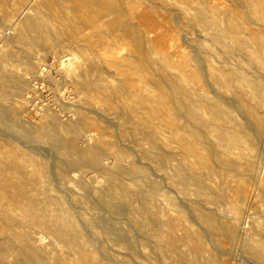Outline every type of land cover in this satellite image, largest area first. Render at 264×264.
I'll return each mask as SVG.
<instances>
[{
	"label": "bare ground",
	"instance_id": "obj_1",
	"mask_svg": "<svg viewBox=\"0 0 264 264\" xmlns=\"http://www.w3.org/2000/svg\"><path fill=\"white\" fill-rule=\"evenodd\" d=\"M169 1L174 2L175 5H172ZM233 1L236 3L235 8L232 6L223 8L218 6L219 4L216 5V3H207L206 0H0V43L2 42V49L6 45L4 28L12 29L14 34L11 40L19 45L25 58L33 59V61L34 59H36L35 61L40 59L41 54L52 55L50 61L53 60L54 55L58 57V66L66 64L72 58L79 59L75 50H69L65 46L66 43L55 40L56 34L63 33L65 20L72 19L74 21L76 19V27L83 25L86 28L97 29L99 33H113L117 42L124 38V40L128 39L126 46L129 52L128 55H113L105 59L109 68L107 70L111 69L113 74L119 76L123 74L124 77L121 78V81L119 80L122 85V92H119L120 94L115 98L105 95V92H108V86L97 85L98 87L93 88V82L89 79L94 71L93 64L84 69L82 64L83 71L77 73L75 81L81 87L79 94H83L88 102H95L99 110L102 109L103 111L104 106L113 105L117 100L124 103L118 111V115L124 118L125 128L128 129L129 126H132L131 130L134 133L137 130L144 137V140L153 144L156 142L163 145L173 143L172 150L163 151V159L170 162L175 161L179 165L177 173L180 176L179 185L183 194V201L180 202L181 207H176L177 205L174 202L172 203L179 211V218H172L168 214H161V210L160 212L156 210L153 214L157 217L155 219L148 215L146 209H141L138 213L140 216L139 221H135L130 217L128 219L129 226H133L139 231L138 239L135 240L128 235H122L119 238L120 244L132 255L134 244L149 246V251L154 256L156 264H227L229 260L226 263L225 261L218 262L214 257L213 251L217 250L219 245L222 244L214 238L215 232L223 233L231 242H235L238 237L237 243H239L244 253L247 264H264V227L259 226L256 216L252 218L255 220L250 224L251 227L245 231L242 227L243 229H240V231L243 230L244 232L240 237L238 236L236 222L239 220L243 209L239 204L232 201L241 203V196L247 192L244 188L243 179L240 178L241 171L245 172V170L238 161L232 160L233 156V158H229V155L227 157V153L240 142L239 137L241 136L237 135V130L234 127L228 125L233 117L229 112L230 109L228 110L224 106L225 104L222 102L224 98L220 94V90L226 85H231V83L240 85L243 82L248 83V81L246 75L239 68L227 69L214 65L213 63L217 62V58L211 47V45H214L215 47L228 48L230 53L235 54H237V51L234 50L239 51L241 47H244L241 48L240 53L238 52V55L242 57V55L247 54L244 51L248 52L250 40L256 38L258 45L256 43L257 48L253 61H260V50L264 48V36L251 28L248 31L250 33L249 38L241 37L245 27L241 24L239 9L244 8L248 16L257 14V20L264 24V0ZM155 3L164 4L165 6L161 5L162 9H171L172 6H176V15L170 14L167 19L172 24L174 23L172 28L175 29V25L180 28L179 22H183L189 28L184 31L194 33L196 36V39L194 38L195 45L191 43L192 41L189 36L187 38L186 34L183 39L180 37L184 46H181L179 54L182 67L179 72L173 71L175 65L169 57L174 56V54L167 53L164 40H155L163 29V24L154 19V15L159 13ZM229 11V15L231 13L235 14V16L233 15V21L220 17V14L224 15ZM4 24L8 27H4ZM221 24H223L222 27ZM201 31L207 35L204 40L200 38ZM97 38L95 37L94 41L99 44ZM94 41L90 39L91 43L88 40L86 44L90 43L91 45L94 43L96 45ZM100 41L102 42V40ZM204 41L208 44H204ZM229 41H233V44L230 45ZM170 46L172 45L170 44ZM103 47L105 46L103 45ZM156 47H160L162 50L157 51L155 50ZM88 50L90 49L88 48ZM98 50L99 48H97V53L102 51L99 50L98 52ZM203 51L207 55L206 58L201 56ZM63 52L68 53L64 55ZM4 57V55L0 57V71L5 67ZM245 59H247V56ZM212 61L216 62L212 63ZM80 63L82 62L80 61ZM124 63H128V65ZM6 64L9 66L8 62ZM9 67L8 69H10ZM136 77L138 80L135 79ZM2 78L6 80L8 76ZM107 79L106 81H109ZM151 84L157 86V98L153 96ZM5 97V95L2 97L4 105H0V264H8L2 256L9 251H16V255L9 264H50L43 255V249L32 241L30 232L19 233L15 231L23 224L15 219L13 213L15 209L29 206L33 207L32 210L35 213L40 210V207L35 204L34 200L32 202L30 198L32 195L39 194L43 189H46L41 183V175L38 174L52 173V171L49 169L50 166L48 165L49 168H47L44 164L45 161H41L37 157V152L30 149V147L38 138L44 137L55 139L59 145H63L61 136L58 133L59 125L55 123L53 116L45 114L44 117V114L41 115L42 113H40V119H37L38 122L32 123L33 120L30 121L24 114L27 111V108L25 111V105L27 104L25 98L18 100L14 98L6 99ZM137 97L140 101L135 100ZM126 101H131V103L128 105ZM75 106L77 107V105ZM114 106L113 108L116 107ZM88 111L90 110L88 109ZM96 113L98 112L95 111ZM96 115L99 116V114ZM111 119L109 120L112 121ZM46 122L49 123L48 125L52 124V128L49 130L45 126ZM231 122H235L234 118ZM76 124L80 128L86 122L80 118ZM91 128L95 130L97 127L94 124ZM244 129L246 128L244 127ZM114 132L116 131L114 130ZM211 138H215L216 144L211 142ZM241 142L243 143V141ZM36 148L38 150V147ZM218 148L222 151H218ZM135 161L137 162V160ZM244 162L246 163V161ZM29 166L33 169L29 170ZM147 166L150 165L147 164ZM250 167H247V170ZM134 169L141 176H145L149 184L153 186L150 200L156 201L161 189L155 188V181H151L145 170L137 169V167ZM239 169H241L240 172ZM205 179L210 181V185H203ZM81 189L84 191L83 199L85 203H88V209L93 211L105 209L112 219L120 215L128 216L130 211L136 207V205H133L134 201L131 202L128 198L127 187L120 184H111L109 187L115 193V197L120 198V201L117 198L116 202L112 200L115 197L108 195L110 192L106 193L104 190H99L98 197L91 201L89 200L91 191L86 186H81ZM191 191L196 195L195 198L191 195L193 199L190 198ZM65 194L67 195V193ZM147 200L143 198L141 202L140 199H136L140 206L147 204ZM63 203L64 201L60 198L49 197L45 199V204L49 206L48 210H44L42 217H34L31 220L39 228L50 232L58 231L61 234V241L66 244L69 250L66 258L60 257L52 264H124L116 255L110 254L103 247V242L106 241L104 236H107L110 232V221L101 223L100 232H98L104 236L101 235V238H99L93 233V227L95 226L94 214L83 221L78 218L79 216H76L69 199L67 206ZM57 204L61 205V209H56L55 205ZM55 211L58 212L57 216H55ZM186 211L187 214L189 213L190 219L192 218L202 229L204 237L211 245V249L204 245L202 238L191 228V225L185 223L183 214ZM262 214H264V211H262ZM45 215H48V219ZM75 218L84 224L86 228L84 233L77 226ZM88 226L89 229H87ZM165 231L168 232V235L163 233ZM174 235L178 237L180 244L178 239L176 240L173 237ZM9 241L13 244L9 245ZM90 241L95 244L93 248H91V244H88ZM146 255L149 254L146 253Z\"/></svg>",
	"mask_w": 264,
	"mask_h": 264
},
{
	"label": "rangeland",
	"instance_id": "obj_2",
	"mask_svg": "<svg viewBox=\"0 0 264 264\" xmlns=\"http://www.w3.org/2000/svg\"><path fill=\"white\" fill-rule=\"evenodd\" d=\"M206 1L207 3L212 2V4H219L218 6H222L223 8H227L230 6L234 8L236 7V3L233 0ZM169 3L175 5L172 1H169ZM161 5L165 6L161 3H155V7L157 8V11L159 13L158 15H154V19L155 21L163 24V29L159 33V36L155 38V40H164L167 53L174 54V56L169 57L171 62L175 65V69L173 71L179 72L182 68L179 54L181 52V46H184L181 38L183 39L184 36L187 35V38L189 36L190 40L192 41L191 43L195 45L196 36L194 35V33L191 34L184 31L189 28L188 25L184 24L183 22H179L181 25L180 28L175 25L176 28L173 29L172 26L174 23L172 24L167 19L170 14L176 15V6H172L171 9H162ZM239 12L241 13V24L245 27V32L243 30V32L241 33L242 38L247 39L250 37V33L248 31L251 28L255 29L256 31L261 33L262 36H264V26H262L264 24L260 23L257 20V14L248 16L247 11L244 8H240ZM225 14H220V17H222L223 19H229L231 21L234 20L235 14L231 13V15H229L230 11L226 12ZM75 21L76 19H74V21L72 19L65 20L64 23L66 24H64L63 26V33L60 35L56 34L57 37H55V40L57 42H62L64 44L66 43V48H68L69 50H75V52L79 56V59L72 58L71 61L62 66H58V57H56L55 55L54 58H52L53 60L55 59L54 61H50L52 55L48 56L43 54L39 56L40 59H37V61H35L36 59H34L33 61V59H29L27 57L25 58L19 48V45L11 40L14 31L12 29L8 30L7 28H4V39L6 45L3 46V49L1 47L2 42L0 43V57L2 55L5 56V67L0 71H4L2 72L3 74H0V105H4V100L2 98L4 95L6 96V99L14 98L19 100L21 98H25V100L27 101V104L25 105V111L26 108L27 111L24 113L26 117L30 121L33 120L32 123H35L38 122L37 119H40L41 115L43 114L44 117L46 115L53 116L55 123L59 125L58 133L61 136V142L63 143V145H59L55 139L53 140L52 138L44 137L38 138L36 142H33V146L30 147V149L37 152V157L41 159V161H45L44 164L47 166V168H49L50 166L49 169H51L52 173L46 172L38 174L41 175V183L46 189H43L41 192H39V194L32 195L30 198L32 199V202L34 200L35 204L40 207V210L37 211V213L32 210V206L15 209L13 213L15 219L23 224V226H20V228H16L15 231L19 233L30 232L32 234V241L43 249V255L45 256L48 263H55V261H57V259L60 257L66 258L69 250L66 244L61 241V234L58 231L50 232L43 228H39L38 226L33 224L31 220L34 217H42L44 210H48L49 206L45 204V199L49 197L60 198L64 201L63 205L66 204L65 206H67V201L69 199L71 201L70 205L72 204L71 208L76 212V216H79L78 218H80L81 220L85 221V219L88 218L91 214H94L93 216L95 218V226L93 227V233H95L97 237L101 238L102 235L99 233L101 223L110 221L111 224L109 234H107V236L102 235L106 237V241L103 242V247H105V249H107L110 254L116 255L119 260L124 262V264H156L154 256L149 251V246L134 244L132 255L130 251H128L125 247H123V245L120 244L119 238L122 235H128L135 240L138 239L139 231L133 228V226H129L130 223L128 219L130 217L135 221H139L140 216L138 215V213L141 209H146L148 215L155 219L157 217L153 216V214L156 210L159 212L161 210V214H168L172 218H179V211L172 204L174 202V204L177 205L176 207H181L180 202L183 201V194L180 190L181 187L179 185L180 176L177 173L179 165L175 161L170 162L163 159V151L172 150L173 143H169V145H163L160 142H156L153 144L151 142H148L147 140H144V137L139 134L137 130L136 133H134L131 130L132 126H129L130 128L128 129L125 128L124 118L118 115V111L121 109V107H123L124 104L121 101L117 100L115 101V103H113V105L109 104L107 106H104V110L102 111V109L99 110L97 108L95 102L90 103L87 101V98L83 94H79L81 87L75 81L76 75L77 73L82 72L84 68L91 64H93L94 66V71L92 73L94 75L91 74L89 79L93 82V88H96L98 86H108V92H105V95L107 97L110 96V98H115L118 94H120L122 92V85L120 81L124 78L123 74H120L122 76L121 77L119 75L113 74L111 69L107 70L109 68L107 66V63L105 62V59L110 58L113 55L126 56L129 52L126 48L128 39H126V41L124 40V38L117 42L114 39L113 33H99L97 29L86 28L83 25L76 27ZM3 26L8 27L6 26V24H4ZM222 26L223 24H221V27ZM78 31H81L80 34ZM86 33L88 34L86 35ZM200 33L201 39L204 40V38H207V35H205L204 32L201 31ZM83 34H85L86 36H83ZM95 37H98L97 39L99 44H97V41H94ZM89 38L92 39V41H94L96 45L94 43L90 45L91 42ZM86 40H89L90 42L89 44L87 43L88 45L86 44ZM100 40H102V42ZM73 42L76 48L74 47V44L72 45ZM79 42L84 44H80ZM229 43L230 45H232L233 41H229ZM256 43V38L250 40V47L247 50L248 52L244 51V53L247 54L242 55V57L238 55V52L240 53L241 48L244 47H241L239 51L233 49L235 52L237 51V54H235L233 52L230 53V50L228 51V48H220L211 45L212 52L217 58V62L212 61V63L216 62L213 63L214 65L220 68L227 69L239 68V70L246 75L248 81V83L243 82L240 85L231 83V85H226V87L220 90L221 97L224 98L222 102L225 104L224 106L228 108V110H231H229V112L231 114V117H233L235 121L231 122L233 121V118H231L232 120L228 123V125L234 127L237 130V135L239 134L241 136L239 137L240 145L239 143L236 144V146L234 145L227 153V157H234L232 160L238 161L241 167L243 165L242 168L245 170V172L241 171L242 175L240 174V178L243 179L242 181L244 183V188L247 190V192L243 195L245 197L243 199V196H241V203L232 201L233 203L239 204L243 209V211L241 210L242 213L240 214L239 220L236 222L239 237L245 230H248L251 227L250 224L255 220L252 219L254 216H256V219L259 222V226L261 225V227H264V214H262V211H264V48H261L260 50L261 60L258 62L253 61V58L256 54L255 50L258 45V43L257 45ZM170 44L172 46H170ZM204 44L208 43L204 41ZM103 45L105 47H103ZM4 48H6L5 51ZM88 48L90 50H88ZM97 48L102 51L99 52L98 50L99 53H97ZM155 50L161 51L162 49L160 47H156ZM67 53L63 52L62 54L66 55ZM201 56L203 58H206L207 55L203 51L201 52ZM244 56L245 58L247 56V59H245ZM80 61L82 63H80ZM7 62L9 63V66L11 65L12 67H9L8 64H6ZM128 63L124 64L128 65ZM77 64L79 65V67ZM81 65L83 66V69ZM8 67L10 69H8ZM6 75L8 76V79L4 80L2 77ZM99 78L102 80H100ZM107 78L109 79V81H106ZM60 79L61 81H59ZM135 79L138 80L137 77ZM54 83H57L59 86ZM151 87L153 89V96L157 98V86L153 84ZM135 100L140 101L138 97L135 98ZM6 101L8 102V100ZM130 103L131 101H126V104L129 105ZM75 105H77V107ZM113 106L115 108H113ZM106 107H108V109H106ZM29 108L32 109L30 110ZM88 109L90 111H88ZM110 109L112 110L110 111ZM91 110H95L96 112H98L96 114H99V116L101 117L97 116L95 114V111H93V113ZM40 113L42 114L40 115ZM34 114L35 116H33ZM80 118L85 120L86 124L82 125V127L79 128L76 122ZM110 118H112V121L109 120ZM89 123H92V126L95 124V127L97 128H95V130H92V126ZM48 124L49 123L47 122L45 123V126H47V130L52 128V124ZM113 124H115L116 126ZM244 127L246 129H244ZM55 128L57 129V127ZM114 130L117 133L114 132ZM241 141H243V143ZM211 142L213 144H216L215 138H211ZM127 145L131 146L132 148H129V146ZM34 146L38 147V150ZM245 148L248 151L250 148V151L248 152ZM220 150L221 149L218 148V151ZM240 152L243 153L241 154ZM40 153L42 155H39ZM135 160H137V162ZM244 161H246L247 164ZM147 164L150 166H147ZM244 166L251 167L249 170H247L248 168H245ZM136 167L137 169L145 170L151 181H155V188L161 189L160 195L157 197L156 201L150 200L153 186L149 184L148 179L145 176H141L139 172L134 169ZM28 169L32 170L33 167L29 166ZM241 169H239V172ZM111 184H120L127 187L128 198H130L131 202L134 201V206L136 205V207L133 206L134 209L130 211L128 216L120 215L115 217L117 219H112L105 209L93 211L88 209V203L84 202V191L81 189V186H86L91 191L89 200L93 201V199H96L98 197L97 193L99 192V190H104V192L106 191V193L110 192L108 195L115 197V193H113L112 190L109 189ZM203 185H210V181L205 179L203 181ZM65 193H67V195ZM193 193V191H191V194L189 193L191 199H193V197L195 198L196 196ZM117 198L118 197L112 198V200L116 202ZM143 198L146 200L148 199V203L142 206L138 205L136 199H140L142 202ZM118 199L120 201V198ZM55 207L57 210L61 209V205L59 204L55 205ZM181 209L183 210L184 208ZM57 214L58 212L55 211V216H57ZM45 216L46 219H48V215ZM183 218L185 220V223L191 225V228L199 234L204 245L208 249H211V245L204 237L202 229L199 228V225H197L198 223H195L192 218L190 219L189 213L187 214V211L183 214ZM242 218L244 219L242 220ZM75 220L77 222V226L84 233L86 229L84 224H82L81 221L77 220V218H75ZM89 228L90 227L88 226L87 229ZM240 229H243L244 231H240ZM168 231L170 232V230ZM163 233L165 235H168L167 231ZM213 236L214 238L218 239L220 243H222L218 247V249L220 250L217 249L213 251L214 257L218 262L225 261L226 263L227 260H229L227 264H247L244 253L242 252L239 243H237L238 237L235 242H231L223 233L215 232ZM173 237L176 240L178 239L176 235H174ZM178 243H181L179 239ZM8 244L11 245L13 244V242L9 241ZM88 244H91V248H93V246L95 245L91 241ZM222 251H224V253H222ZM146 253H148L149 255L147 256ZM14 255H16V251H9L2 257L9 264L12 262Z\"/></svg>",
	"mask_w": 264,
	"mask_h": 264
}]
</instances>
